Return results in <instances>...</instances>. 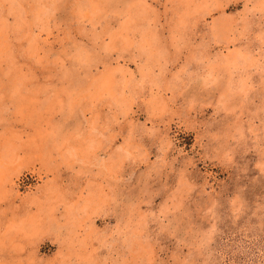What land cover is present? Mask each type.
<instances>
[{"label": "rangeland", "instance_id": "374dc122", "mask_svg": "<svg viewBox=\"0 0 264 264\" xmlns=\"http://www.w3.org/2000/svg\"><path fill=\"white\" fill-rule=\"evenodd\" d=\"M0 264H264V0H0Z\"/></svg>", "mask_w": 264, "mask_h": 264}]
</instances>
